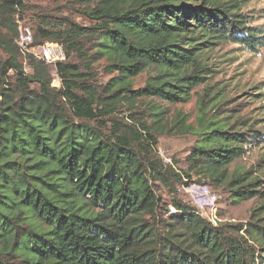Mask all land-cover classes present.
Segmentation results:
<instances>
[{"label":"trees","instance_id":"obj_1","mask_svg":"<svg viewBox=\"0 0 264 264\" xmlns=\"http://www.w3.org/2000/svg\"><path fill=\"white\" fill-rule=\"evenodd\" d=\"M73 1L90 25L46 16L37 26L40 44L64 48L59 89L50 66L18 47L27 3L0 0V264H264V206L246 224L215 226L178 199L201 181L234 204L264 198L259 177L230 172L254 131L232 132L231 117L203 106L196 129L165 118L211 75L215 47L257 51L264 27L241 0ZM101 60L116 74L107 86L90 83ZM184 129L199 138L185 170L157 153L158 135Z\"/></svg>","mask_w":264,"mask_h":264},{"label":"rangeland","instance_id":"obj_2","mask_svg":"<svg viewBox=\"0 0 264 264\" xmlns=\"http://www.w3.org/2000/svg\"><path fill=\"white\" fill-rule=\"evenodd\" d=\"M24 1L28 6L21 22L31 29L36 45L42 42L37 28L42 17L49 16L58 19L66 17L81 25H90L88 19L81 13L82 9L79 4L73 0ZM241 1L245 2L243 12L255 17L252 25L264 27V0ZM207 58L205 65L211 70V75L191 92L189 100L176 106H168L169 114L165 118L170 123L173 117L181 115L186 119L187 126L196 129L201 115L200 109L203 106L210 117L214 116L219 119L231 117L230 131L232 132L247 134L249 130L254 131L251 133L254 139L249 138L250 143L244 145L245 155L230 166V172H250L264 181V90H261L264 88V45L252 52L239 44L225 43L215 47ZM73 62L76 63V60ZM106 66V60L95 64L90 83L108 85L116 74L109 73ZM50 71L51 80L55 78V75L58 76L59 89H61L62 82L57 70L50 67ZM149 79V73L139 75L135 78L132 89H142ZM51 85L54 87L53 84ZM126 115V113L118 114L127 120ZM171 129L175 128L171 126ZM157 138V153L161 159L167 164L178 163L177 169H187L185 159L199 143V138L194 131L188 132L184 129L179 134L167 131L158 135ZM193 180L198 181V178L194 177ZM204 184L209 185L210 191L217 195L216 211L208 208L203 211V208L201 209L204 202L208 203L212 200L209 194H189L179 187L178 199L187 205H196L201 212H207L206 215L213 213L212 216L221 223L246 224L253 209L264 206V198L234 204L224 186H215L207 181L195 182V185ZM156 190L164 202H171V196L166 190L159 186ZM262 190L264 191V185Z\"/></svg>","mask_w":264,"mask_h":264},{"label":"built area","instance_id":"obj_3","mask_svg":"<svg viewBox=\"0 0 264 264\" xmlns=\"http://www.w3.org/2000/svg\"><path fill=\"white\" fill-rule=\"evenodd\" d=\"M21 21L23 20H21L20 17L18 16L17 24H18L19 36H18L17 44L22 54H24L25 57L31 55L34 59L45 62L50 67L56 69L57 63L65 60V52L63 46L59 43H48V42L36 45L31 29L29 27H26L24 23H22ZM28 64L29 63L26 60L24 62V65L27 67ZM182 188L184 191H186L189 194H196V193H204L207 195L209 194L212 200H209L208 203L204 202L201 209L203 208L202 209L203 211L206 210V208H208L216 211L215 201L217 200V195L211 192L208 186L191 184L189 186H185ZM193 206L197 208V211L202 217H205L208 220L212 221L215 226H217V223L220 222L216 217L212 216L213 213L206 215L207 212L206 213L201 212L196 205ZM170 210L171 213L176 212V210L172 206H170Z\"/></svg>","mask_w":264,"mask_h":264}]
</instances>
